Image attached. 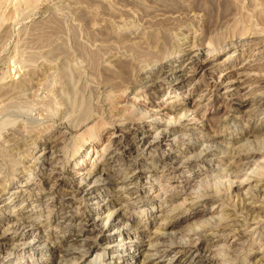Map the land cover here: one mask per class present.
<instances>
[{"label":"rangeland","instance_id":"1","mask_svg":"<svg viewBox=\"0 0 264 264\" xmlns=\"http://www.w3.org/2000/svg\"><path fill=\"white\" fill-rule=\"evenodd\" d=\"M220 1L224 2L225 0ZM0 2H2L0 3V15L3 16V20L0 21V88H6L9 84H23L21 90L17 93L21 97L19 98L18 95L15 98L18 100L17 103L15 102V104L18 105L16 108H13L15 107L14 105L12 109L9 108V110H6L4 102L2 98H0V141L1 145L6 143L5 147L4 145L2 147L0 145L2 148L0 150L4 153L8 151L5 154L2 152L0 153V174L2 175L0 176L1 179L3 178L1 182L7 187V190H4V193L0 195V218L8 217V215L13 214L14 211L23 210L29 212L32 208H34L32 212H30L33 213L32 217L40 218L37 224L40 228L34 226L29 229L30 233L20 241L19 245H0V264H33L32 262L38 259L40 260V257H48L50 251L44 254L45 248L40 244V242L44 241L42 234L43 236L50 234L54 238L67 239L70 229H82L86 231V236L94 237L96 231L93 230L90 232L86 230L90 228L85 224L86 222L84 220L81 221L82 218L75 219L74 217L76 215L78 217L81 216L80 212L89 207L94 209L98 208L100 212H103L102 214L104 216L106 214L104 207H114L116 204L110 193L106 194V190L101 187L103 183L98 182L95 187H101V190H98L100 197H94L92 199L87 198L85 202L83 201V204L82 201H78L80 202L79 206H81V209L78 210L77 214H73V220L64 221L62 218L54 217V207L52 205L56 202L50 203V201H55L57 195L50 196L49 200L41 198L43 195L40 194L42 185L40 180H42L45 174L51 173L53 169L55 170L57 164L59 165V162L56 163V156H64L62 157L61 163L65 162L69 171L73 162L75 163L85 157L84 154L89 149V156H86V163L92 167L103 166V159L107 157V154L105 153L103 157H98V155L103 148L107 145H112L114 141H116V138L111 136L114 130L124 129L129 131L134 120L143 119L145 117L142 110L143 106L155 108L158 104L157 102L162 103V100L167 102L174 100L175 91H173L171 86L176 87L180 77L184 76L187 78L188 74L191 73L190 69L186 67L190 66L187 65L190 60L188 59L190 56L189 50L193 45L196 46L193 50L198 51L199 60L207 58L221 61L226 56L227 50L236 49L238 53L241 51L243 44L251 42L253 38L264 37V35L261 34L258 35V37H252V35L247 36L245 33L241 32L242 30L240 27L235 33L234 30H232V18L234 19L235 16H248L249 14V16L253 17V4L250 0H226L225 3L228 5H224V10V7H221L219 9L220 11L214 9L215 12L213 10L211 15L207 13L208 11H205V16H198L195 19L187 12H183L174 18L171 16H157L156 14L160 11L156 9L157 4L155 0H31V2L28 3L23 0H0ZM186 2L188 4L190 0ZM248 4L252 5V8L248 7ZM241 8L243 10H241ZM155 9L156 12L154 13ZM235 10L239 11L236 12ZM249 10H251V12ZM252 17L249 18L252 19ZM253 18H255V16ZM119 20L123 22L124 26L119 24ZM256 20L258 21L259 19L257 18ZM248 22L251 23L252 20L247 21V23L245 22L247 27L249 26ZM229 29L233 32H230ZM183 30L188 33L187 37L185 33H181L184 32ZM179 33H181V35ZM152 34H155L154 37ZM262 34L264 33L262 32ZM129 40L140 41V48L146 49L145 52H143L144 50L139 52L141 49L138 51L139 55L143 53V55L141 54L142 56L137 55L138 53L133 52V48L131 49V47L126 44V42H130ZM157 40L160 43H158ZM217 40L219 41L217 42ZM208 44L215 45L216 47L218 45L220 48L223 47L225 51L220 55H211V53L207 51ZM161 49H164L163 51H165V53L166 51L167 53L170 52L168 58L173 61L170 62L173 71H171L169 75H161L158 73L162 64L149 61L144 56V53L147 51L149 53L152 51V54L153 52L154 54L162 53L163 51H160ZM153 50L157 51V53ZM148 52L146 54H148ZM95 56L97 57L96 61L95 58H93ZM179 68L185 70L178 72ZM214 76L217 77L218 72H215ZM208 79L210 80L211 78L207 77V80ZM201 89H203V87L198 88L197 92L183 99L193 100L200 93ZM183 91L184 89H178V99L181 98L180 96H184L182 93ZM221 92L222 90L217 94L210 95L209 99L207 97V99L202 102L203 105L199 108L200 114L205 113V115L210 118L209 129L215 132L219 131L220 134L221 127L219 124L221 123V119L229 116L228 114L232 112L231 103L228 102L227 98H225ZM20 99L24 100L26 103L22 101L23 104ZM131 102H134L136 107L138 104V107L142 108L136 111L133 110V112L129 110L130 113L128 115L130 116V120L121 121L120 115L125 111L124 108L130 106ZM21 103L28 108L25 109ZM19 105L21 106V110L18 108L20 107ZM148 107L147 109H150ZM180 107L181 106L178 105L174 107V109ZM29 108L31 110H29ZM4 110H6V112ZM85 113L88 115L87 117L91 119H87ZM171 113L170 111L167 112L169 115ZM164 117L166 118L165 115ZM8 118L11 119L8 120ZM69 118L71 119L69 120ZM131 118H134L132 119L133 121H131ZM245 118L249 119L248 116L244 117L241 124L239 126L233 125L232 129L239 128L242 124H245L247 122ZM3 120H5L6 123ZM70 121H73L75 124L83 121L84 124L81 123L82 125L79 126L81 128L79 131L88 127V124L89 126H94V131L99 135L97 142H89V144L87 143L81 147L79 144L72 142L71 139H68L72 138V135H62L67 128L65 127V122L69 123ZM11 122L15 123V125L11 124ZM199 123V125H202L201 122ZM248 124L259 130L256 136L258 139L261 138L259 140L263 142L264 106L255 108L253 117L249 120ZM1 126L6 127L1 128ZM120 133L121 131H117L116 134ZM10 139H12L13 142L7 143L6 140L9 141ZM17 142H20V144ZM10 143H14L15 146L16 144L20 146V150L24 148V153H21L17 148V150L13 149L14 146H7V149L6 145ZM54 144H56V146ZM114 147L116 146L113 145L112 148ZM169 147L172 146L163 144L161 148H156V150L150 154L151 148L148 149L147 145L146 147H144V145L139 146L136 148L137 151L131 153L130 161H138L137 159H139V161L144 163V158L150 156L156 158L162 150H166ZM3 148H6V151H3ZM51 152L54 153L55 160L49 158L52 157ZM8 153H12L13 155L10 154L8 156ZM15 154L16 157L14 156ZM17 154L21 156L23 154L27 155L24 156L25 159L22 160L23 157L20 158ZM94 155L97 157L95 158ZM97 158L99 159L97 160ZM17 160H19V165L17 164ZM139 161L138 163L143 165V163ZM117 163H114L116 165L113 164L114 166H111V169L118 168ZM156 164L157 167H161L159 162ZM216 166L218 167L217 164L213 163L211 168L217 169ZM193 170L196 175L193 171L184 173L189 176L190 179H193L192 185L195 182L198 183L200 178L206 175L198 166ZM217 171L215 170L213 172L216 173ZM245 171L247 173L252 172L250 168H246ZM55 173L54 171L52 174L53 177L50 184L53 183L58 176V174L55 175ZM66 175L68 177V179H66L67 183L66 185L60 186V194L58 197H64L63 194L66 193L67 190L70 191V184L74 178L72 177V179H69V172L66 173ZM142 177L143 181L140 188L142 189V194L146 195V198L138 197L136 199V195H133L128 199H123L122 202L117 203L116 206L124 204L126 208V219H131L134 216L133 221H142L141 223L147 224L149 227V222L146 223L147 218H150V216L152 218L160 217L162 212L160 211L161 207L159 202H155L154 207L151 206L150 201L147 199L150 193H145L147 186H149L146 182H149L150 179H154L155 177L149 176L148 180H146V174H143ZM156 177L158 178V176ZM226 179L227 176L224 174L222 177H218L216 174L210 177L206 176V180H209L208 188H206L208 189L207 191L213 192L214 190H220L223 193L228 185V182H225ZM68 181H70V183ZM143 182L146 183L144 187H142ZM262 183H264V181H262ZM163 185L164 188H167L166 181L163 182ZM180 189L182 188L180 187ZM188 190V192L191 190L194 191L191 188ZM153 191L155 190L153 189L152 193ZM231 191L234 193L238 191L236 183L232 186ZM163 194L161 198H165L168 193ZM9 196L11 197L8 199ZM199 201L200 200H197L191 207L179 211L176 216L178 224L173 227L172 230H179L177 233L178 237L181 236V228L184 229V227L188 226L192 221L201 219L202 216L209 211L210 204L201 203ZM20 206L22 207L21 210H17ZM102 214L99 216H102ZM14 221L15 219L9 220L4 223L3 227L10 226ZM106 229L108 234H115L112 228L107 227ZM33 236L37 238L32 244L34 245L33 247L21 244L30 240ZM136 236H138V233ZM143 237L144 235L141 236V239H143ZM133 238L134 235L132 236V240ZM117 239L118 240L115 241L116 243H112L114 245L117 244V246L113 248V250H115L113 254L123 256L126 251L127 243L124 246L120 245L122 237H118ZM214 240H216V238H212L211 241L214 242ZM104 242L105 241H103V243ZM228 243L229 242H226L224 244L228 245ZM218 244L219 246L216 245L212 247V251L209 250L207 254H214L225 247V245L223 246V241H218ZM249 246H252L253 251H251L252 254H249L247 258L249 262H246V264H253L252 261L256 259V261H258L262 252H264V248H262L264 242L251 243V241H249ZM170 254H172V252H170ZM87 256L80 258L78 263L84 264L82 261L86 258L90 259V257ZM106 258H108V254L105 256V259ZM263 260L262 262L259 261V263H255L264 264ZM129 261L134 262L135 258L132 259L129 257L128 262ZM234 263L235 262H232V264ZM157 264H163V262L160 261L157 262ZM182 264L191 263L183 260Z\"/></svg>","mask_w":264,"mask_h":264},{"label":"bare ground","instance_id":"2","mask_svg":"<svg viewBox=\"0 0 264 264\" xmlns=\"http://www.w3.org/2000/svg\"><path fill=\"white\" fill-rule=\"evenodd\" d=\"M23 1L27 3L31 2V0ZM186 1L187 0H155L157 4L156 9L160 11L156 15L160 17L171 16L174 18L183 12H187L192 15L191 17L193 19H195L198 16H205V11H208L207 13H209V15L212 14L214 9L220 11L219 9L221 7L223 8L224 5L227 4L225 3L226 0L224 2H221L220 0H190L188 4ZM250 1L253 4V8L250 4H248V7L253 9V17L255 16V18H258L259 20L257 21L252 16H249V14L248 16L238 15L237 17L235 16L234 19L232 18L233 23L231 27L232 30H234V33L236 30L241 28V32L245 33L247 36L252 35V37H258L260 34L264 35L262 34V32L264 33V0ZM156 9L154 13L156 12ZM224 9L225 7L223 10ZM241 10L243 9L241 8ZM251 10L249 11L251 12ZM249 17H252V19ZM1 20H3V16L0 15V21ZM121 20H119V24L124 26L123 22L125 21L123 20L122 22ZM250 20H252V22H248L249 26L247 27L245 22L247 23V21ZM230 32L233 31L230 30ZM181 33H185L186 37L188 35V33L185 31ZM181 33L179 34L181 35ZM155 34H152V36L154 37ZM218 41L219 40H217V42ZM157 42L160 43L158 40ZM139 43V40H133L129 43L126 42V44L131 47V49L133 48V52L135 53H138V51L141 49V44ZM194 47L196 46L193 45V47L189 50L190 56L188 59L190 60L187 65L190 66L186 68L190 69L191 73L188 74V79L182 76L179 78L176 87L171 86L173 91H175V94H177H174V100L169 102L162 100V103L157 102L158 104L156 103L157 106L155 108H150L147 106L150 109H147L146 106H143L142 110L145 117L143 119L141 118L134 121L132 120L134 118H131L133 123L129 131L124 129L114 130L111 136L116 138V141H114L112 145H107L102 150L100 149L101 153L98 155V157H103L105 153L107 154V157L103 159V166L92 167L86 163V156L89 153V149L84 154L85 157L81 158L75 163L73 162V165H71L69 171L65 162L61 163L62 157L64 156H56V163L59 162V165H56L55 170H52L51 166V173L45 174L42 177V180H40V183L42 184L40 194L43 195L41 198H46L49 200L50 196L57 195L58 197L60 194V186L66 185V179H68L66 173L69 172V179H72V177L74 178L70 184V191L67 190L66 193L63 194L64 197H56L55 201H50V203L56 202L52 205L54 207V217L62 218L64 221H70L73 220V214H77L78 210L81 209V206H79L80 202L78 201H82L83 204V201L85 202L87 198L92 199L94 197H100L98 190H101V187L106 190V194L110 193L114 203L117 204L119 202L121 203L123 199H128L133 195H136V199L138 197H145L146 195L142 194V189L140 188L143 181L142 175L146 174V180H148L149 176H153L155 177L154 179H150L149 182H146L149 186H147L145 193H150L147 199L150 201L151 206L154 207L155 202H159L161 207L160 211L162 212L161 216L158 215L160 217L153 218L150 216V218H147V221H145L146 223L149 222L148 227L147 224L141 223L142 221H133L134 216L131 219H126V208L124 207V204H121L120 206H116L115 204L114 207L105 206L104 209L106 210V214L104 216L102 214L103 212H100L98 208L94 209L89 207L88 209H83L80 212L81 216L78 217L76 215L74 218H82L81 221L84 220L86 222L85 224L90 227L86 230L90 232L93 230L96 231L95 236H86V231L82 229H70L67 239L54 238L50 234L43 236L42 234L44 241L40 242V244H42V246L45 248L44 254L45 252L50 251L49 256L46 258L40 257V260L38 259L37 261L32 262L33 264H82L78 263L79 259L86 257L87 255V257H90V259L86 258L84 261H82L84 264H157V262L160 261H162L163 264H182L183 260L191 264H232V262L237 264H246V262H249L247 261L249 254L251 251H253L252 246H249V241H251V243H260L261 241L264 242V183H262V181H264V141H260L259 139L261 138L258 139L256 136L259 130L256 129V127H251L250 124H248L249 120L253 117L255 108L264 106V37L253 38L251 42L243 44L241 51L238 53L236 52L238 51L236 49L227 50L225 54L226 56L221 61L207 58L199 60L198 51H194ZM207 47V51L211 53V55H220L225 51L223 50V47L220 48L218 45L216 47L215 45L208 44ZM142 50L144 49L142 48L139 52ZM145 50L143 52H145ZM163 50L164 49H161L160 51ZM157 51L155 52L157 53ZM146 53H144V56L147 58V60L162 64L158 73L161 75H169V73L173 71L170 66V62L173 61L169 60L168 58L170 52L167 53L166 51L165 53V51H163L162 53L157 54H154L153 52L152 54L151 51V53ZM141 54L143 55V53H140V55ZM137 55H139V53ZM93 58H95V61L97 60L96 56ZM183 70L185 69L179 68L178 72ZM215 72H218L217 77L214 76ZM207 77H210L211 79L207 80ZM22 86L23 84L19 83L17 85L9 84L6 86V88H0V98H2L6 110H9V108L12 109L14 105L15 107L13 108L18 106L15 104V102L17 103L18 100L15 98L19 95L17 93L21 90ZM200 87H203V89L200 90V93L198 92L199 94L193 100L183 99L197 92L198 88ZM178 89H184L182 92L184 96H180V99L177 98ZM221 90L222 95H224L228 102L231 103L232 112L228 114L229 116L221 119V123L219 124L221 127L220 134L219 131L215 132L214 130L209 129L210 118H208L209 116L207 117L205 113L200 114L199 108L201 105H203L202 102L207 99V97L209 99L210 95L217 94ZM18 97L20 98L21 96L19 95ZM22 101L24 102V100H21V102ZM178 105L181 107L174 109V107ZM23 107L25 106L23 105ZM18 108L20 109L21 106ZM27 108L28 107H25V109ZM140 108L138 107V104L136 107V104L131 102L130 106L124 108L125 111H123L121 115L119 114L121 121L130 120V116L128 115L130 111L133 112V110L136 111ZM6 110L4 111L6 112ZM29 110L31 109L29 108ZM169 111L173 114H167ZM87 116L88 115H86V117ZM246 116H248L249 119L245 118L247 122L242 124L239 127L240 129H232L233 125L239 126L241 121ZM89 118L87 117V119ZM10 119L11 118H8V120ZM70 119L71 118H69V120ZM3 121L2 124L4 123ZM83 121L81 122L82 124H84ZM12 122L11 124L15 125V123ZM199 122H201L202 125H199ZM81 123L75 124L73 121H70L69 123L65 122V127L67 128L65 131L63 130L64 134L62 133V135H72V138L68 139H71L72 142L79 144L81 147L87 143L89 144V142H97L99 135L94 131V126H89L87 123L88 127L82 131H79L81 129L79 126L82 125ZM6 126L3 127L5 128ZM3 127L1 126V128ZM117 131H121V133L116 134ZM6 142L9 143L13 141L10 139L9 141L6 140ZM17 143L20 144V142ZM5 144H3L4 147ZM163 144L172 147L162 150L156 158L154 156L144 158V163L137 159L139 162H142L143 165L139 164L138 161H135L134 159L133 162L130 161L131 153L137 151L136 148L139 146L144 145V147H146L147 145L148 149L151 148V154L154 150H156V148H161ZM3 145H1V147ZM54 145L56 146V144ZM113 145L116 147L112 148ZM7 146H14L13 149L17 148L20 150V146H17L16 144V147L14 143L7 144L6 148ZM1 147L0 149H2ZM5 149L3 148V151ZM23 150L24 148L21 149L20 152L22 153ZM1 152L2 150H0V153ZM51 153L52 157L49 158L55 160V151L54 153ZM10 154L8 153V156ZM27 154H23L22 156L19 154L17 155H19L20 158L23 157L22 160H24V156ZM14 156L16 157V154ZM96 157L97 156H95V158ZM98 159L99 158H97V160ZM19 160H17L18 165ZM158 162L160 163L161 167H157L156 163ZM114 163H117L118 168L111 169V166L116 165ZM213 163L218 165V167L216 166L217 169L211 168ZM196 166L200 167V169L204 171V174L206 173V175L202 178L199 177L200 181L198 183L195 182L196 184L194 183L192 185L191 183L193 179H190V177L184 173L192 171L194 172L193 169ZM246 168H250L252 174L247 173L245 171ZM215 170L218 171L214 173L213 171ZM54 171L56 172L55 175L58 174L59 177L57 176L54 182L50 184ZM215 174L218 177H222L223 174L227 176L225 182H228V188L225 186L226 190L223 193L220 190L209 192L207 191L208 189H206L208 188L210 180H206V176L210 177ZM1 176L0 195L1 193H4V190H7V187H5L4 183L1 182L3 179H1ZM156 176H158V178ZM164 181H166L167 188H164ZM68 182L70 183V181ZM98 182L103 183L100 188L95 187ZM146 183L143 182L142 187H144V184ZM235 183L237 184L238 191L234 193L231 191V188ZM180 187L182 189H180ZM189 188L193 189L194 191L191 190L188 192ZM153 189L155 191L152 193ZM163 193H168L166 194L167 196H165V198H161ZM10 197L11 196H9L8 199ZM197 200H200L199 202L201 203L210 204L209 211L204 216H202L201 219L198 218L199 220L192 221L188 226H185L184 229L181 228V236L178 237L177 233L179 230H172V228L178 224L176 216L178 215L179 211L191 207ZM21 208L22 207L20 206L17 210H21ZM33 209L34 208H32L29 212H25L23 210L16 212L14 211V213L9 214L8 217L0 218V245H19L20 241L30 233L29 229L34 226L40 228V226L37 225L40 218L32 217L33 213H30ZM100 214H102V216H99ZM14 219L15 221L13 224L10 226L8 225V227H3L4 223ZM107 227L112 228L115 234H108L106 229ZM137 233L138 236H136ZM133 235L134 238L132 240ZM142 235H144L143 239H141ZM118 237H122L120 240V245L124 246L127 243L126 251L123 256L113 254L115 251L113 248L114 246H117V244L114 245L112 243L117 241ZM212 238H216V240L212 242ZM35 239L37 238L33 236L30 240L21 244H26L27 246L33 247L34 245L32 244ZM103 241L105 242L103 243ZM218 241H223V246L225 245L224 243H229L222 249L220 248L221 250L219 252L214 250L216 253L208 255L207 252L209 250L212 251V247L216 245L219 246ZM262 248H264V246ZM170 252H172V254H170ZM107 254L108 258L105 259ZM129 257L132 259L135 258V261L128 262ZM263 257L264 252H262V255L259 257L260 259H258V261H256V259L255 261H252V263L256 264L259 263V261L262 262L264 259Z\"/></svg>","mask_w":264,"mask_h":264}]
</instances>
